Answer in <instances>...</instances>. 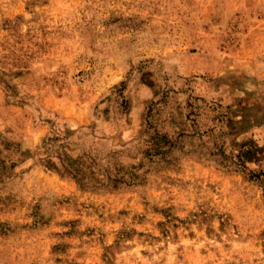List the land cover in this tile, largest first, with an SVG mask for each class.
<instances>
[{
    "label": "rangeland",
    "instance_id": "1",
    "mask_svg": "<svg viewBox=\"0 0 264 264\" xmlns=\"http://www.w3.org/2000/svg\"><path fill=\"white\" fill-rule=\"evenodd\" d=\"M42 145L137 176L84 188ZM0 264H264V0H0Z\"/></svg>",
    "mask_w": 264,
    "mask_h": 264
},
{
    "label": "trees",
    "instance_id": "2",
    "mask_svg": "<svg viewBox=\"0 0 264 264\" xmlns=\"http://www.w3.org/2000/svg\"><path fill=\"white\" fill-rule=\"evenodd\" d=\"M202 102L201 104L199 103ZM206 103V104H205ZM207 102L204 98H195L194 101L189 103L185 108L186 112L183 114L184 123L189 125L191 129L188 131H180L178 137L169 143L170 147L174 145H180L185 138H191L193 140L201 139V129L197 125L199 118L201 117L200 111L207 106ZM211 107V112H218L222 118H227L230 115V106L224 107L219 103H215ZM221 109V110H220ZM164 111L162 106V98L160 97L156 101H152L145 116V132L146 136H152L154 132V115L158 112ZM222 128V125H221ZM153 137H151L152 139ZM195 144V143H194ZM197 145V144H195ZM204 145V144H200ZM78 146V145H77ZM57 155H53L52 147L49 145H42L44 154H46L45 163L48 167L55 169L57 172L68 175L75 178L84 188H98L99 186H115L128 182L135 178L136 171L132 170L129 173L125 171V166H119L111 161L102 162V158H98L97 149L91 145L88 149H84V152L77 157H73L64 151L65 145L58 146ZM155 145H151L147 149V155H158ZM56 158V159H54ZM135 168V166H132Z\"/></svg>",
    "mask_w": 264,
    "mask_h": 264
}]
</instances>
